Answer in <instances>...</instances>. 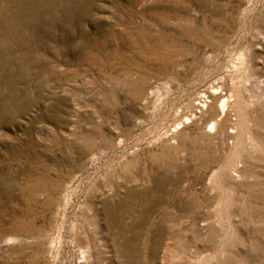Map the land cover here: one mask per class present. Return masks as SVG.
I'll return each instance as SVG.
<instances>
[{
  "label": "rangeland",
  "instance_id": "1",
  "mask_svg": "<svg viewBox=\"0 0 264 264\" xmlns=\"http://www.w3.org/2000/svg\"><path fill=\"white\" fill-rule=\"evenodd\" d=\"M88 202L80 264H264V0H0V264H79Z\"/></svg>",
  "mask_w": 264,
  "mask_h": 264
},
{
  "label": "bare ground",
  "instance_id": "2",
  "mask_svg": "<svg viewBox=\"0 0 264 264\" xmlns=\"http://www.w3.org/2000/svg\"><path fill=\"white\" fill-rule=\"evenodd\" d=\"M218 93L219 92L217 90H214L212 92L216 100V104H214L216 107L214 108L213 117L212 119H210V121L212 122L210 128L214 129L218 126L219 127L218 130L226 131L228 129L227 126H230V125L227 124L228 119H225L222 117L228 110L229 105H232V104H229L228 98H222V96H220ZM205 102L206 101L203 100V105H202V102H198L197 104H201L204 107L206 105ZM218 130H216V132ZM210 131L211 130L209 129V132ZM253 138H257V136H255L254 134ZM259 138L260 137H258V139ZM69 187L70 185L68 184V185H63L60 188V193L62 195L64 194V198L67 197L65 199V204L67 206L71 202L70 194L68 195ZM90 192H93V191L90 190ZM112 212L113 211L108 206L107 215H105L107 216V223L108 225L110 224V226L115 225L118 228L117 236L119 239V244L123 246V243L125 242L124 220L123 219L120 220L119 217L118 218L115 217L116 216L115 214L114 216H111ZM77 213L83 216V222L79 223L77 220L72 222L71 224V234L72 235L69 237L68 242L71 245V247L74 249V251H76L75 253L77 254V257L79 259V264H80L82 262L89 261V258H91L94 255L93 254L94 251L96 252V254H99L101 250H103L102 249L103 246L101 244H103L105 239L99 236L101 225H100V219H99L100 214L98 212L97 206H93V203H90V202L86 203L85 206L79 205L77 207Z\"/></svg>",
  "mask_w": 264,
  "mask_h": 264
}]
</instances>
